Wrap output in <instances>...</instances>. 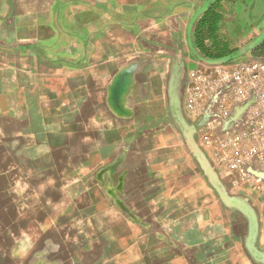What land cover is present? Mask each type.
I'll return each mask as SVG.
<instances>
[{
  "label": "rangeland",
  "instance_id": "obj_1",
  "mask_svg": "<svg viewBox=\"0 0 264 264\" xmlns=\"http://www.w3.org/2000/svg\"><path fill=\"white\" fill-rule=\"evenodd\" d=\"M224 5L228 32L243 7ZM182 57L170 64L162 92H154L148 74L142 107L134 101L146 78L137 76L139 62L119 70L104 100L85 111L75 93L69 102L47 98L41 106L38 93L31 100L0 73V232L10 234L19 264L29 252L30 264H210L208 200H199L209 182L173 119L168 92L176 83L184 121L200 123L187 99L191 75L204 65L185 66L174 79ZM202 130L193 139L210 160ZM163 166L180 172L182 200L145 198V178Z\"/></svg>",
  "mask_w": 264,
  "mask_h": 264
},
{
  "label": "crops",
  "instance_id": "obj_2",
  "mask_svg": "<svg viewBox=\"0 0 264 264\" xmlns=\"http://www.w3.org/2000/svg\"><path fill=\"white\" fill-rule=\"evenodd\" d=\"M216 3L217 0H0L1 77L13 78L14 88L23 90L28 97L31 93V100L37 99L38 93L41 106L47 98H64L69 102V96L74 97L75 93L85 111L95 109L94 104L104 100L105 88L119 70L139 62L137 76L146 78L141 80L134 101L142 107L147 105L148 74L155 78L150 82L155 86L154 92H162L174 59L184 56L182 63L188 62L185 66L193 68L244 59L262 60L254 55V49L264 41V0H223L218 6ZM225 3L243 7L237 11L228 32L222 21L215 34L217 42L229 44L233 53L223 60H212L197 51L195 30L213 7L224 20ZM212 43L213 40L206 41L208 46ZM232 118L233 115L219 120L216 132L212 120L201 119L200 123L211 164L223 186L231 196L246 200L256 212L258 247L264 251V188L254 182V177L264 180V155L262 150L249 153L246 149L243 153L241 147H226L229 138L241 137L244 130L241 125L232 127ZM200 123L195 121L193 125L197 127ZM242 147H247V143L243 142ZM252 158L254 163L250 161ZM241 159L251 162L244 171L232 167ZM168 168H154L148 173L144 180L147 200L169 202L185 198V182L179 181L180 172ZM199 200H208L204 215L209 223L206 231L211 235L210 249L206 246L204 252L205 261L255 264L245 248L248 221L222 205L210 183ZM169 222V225L176 223ZM11 240L10 234L0 232V264H19L15 247L9 249ZM30 262L31 252L25 263Z\"/></svg>",
  "mask_w": 264,
  "mask_h": 264
},
{
  "label": "built area",
  "instance_id": "obj_3",
  "mask_svg": "<svg viewBox=\"0 0 264 264\" xmlns=\"http://www.w3.org/2000/svg\"><path fill=\"white\" fill-rule=\"evenodd\" d=\"M187 104L193 117L209 116L215 123L214 132L219 120L234 115L236 109L248 105L240 119L232 125L235 128L244 127L241 137L232 136L225 142L230 145L226 147H241L243 153L246 149L249 153H253L254 149L262 150L264 155V60L210 64L201 71H193ZM243 142L247 143V147H242ZM250 161L254 163L255 158ZM250 161L241 159L232 167L244 171ZM254 182L264 188L263 178L254 177Z\"/></svg>",
  "mask_w": 264,
  "mask_h": 264
},
{
  "label": "water",
  "instance_id": "obj_4",
  "mask_svg": "<svg viewBox=\"0 0 264 264\" xmlns=\"http://www.w3.org/2000/svg\"><path fill=\"white\" fill-rule=\"evenodd\" d=\"M175 67V68H174ZM173 67V74L172 78H176L182 74L181 70H185V64L180 62L177 66ZM177 84H171L169 86V96L171 98V111L172 116L177 124V126L181 129L182 134L185 136L187 140V144L189 150L195 157L196 161L199 163L201 170L203 171L204 175L208 179L209 183L215 188L217 191L221 202L224 206L229 209H233L241 213L248 221V236L246 239L245 247L248 250L251 257L257 262L258 264H264V251L260 250L258 247V234H259V219L256 212L253 208L246 202V200L241 199L240 197L231 196L228 191L223 186L222 182L220 181L218 175L216 174L211 162L207 157L201 152L199 149L198 144L193 139V133L196 132L198 126H201L200 123L197 127L194 125L188 126L187 123L184 121L183 116L181 115L180 111V104L179 98L177 96ZM248 106V105H247ZM242 107L236 109L235 114L233 115L232 121L233 123L236 122L244 111L246 107ZM209 116L205 115L202 118L203 121H208Z\"/></svg>",
  "mask_w": 264,
  "mask_h": 264
},
{
  "label": "trees",
  "instance_id": "obj_5",
  "mask_svg": "<svg viewBox=\"0 0 264 264\" xmlns=\"http://www.w3.org/2000/svg\"><path fill=\"white\" fill-rule=\"evenodd\" d=\"M222 1L223 0H217L216 6ZM215 9L216 7L210 9L199 21L195 30V44L197 51L206 58L223 60L229 57L233 52L229 49V44L223 45L216 40L215 34L222 23V17L214 11ZM207 40H213L211 46L206 44ZM254 55L256 57L264 58V41L254 49Z\"/></svg>",
  "mask_w": 264,
  "mask_h": 264
}]
</instances>
